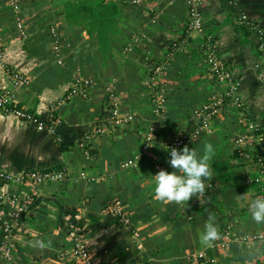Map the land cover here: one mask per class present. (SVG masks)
I'll list each match as a JSON object with an SVG mask.
<instances>
[{"label":"crops","instance_id":"0c3cea01","mask_svg":"<svg viewBox=\"0 0 264 264\" xmlns=\"http://www.w3.org/2000/svg\"><path fill=\"white\" fill-rule=\"evenodd\" d=\"M65 1L21 0L26 37L17 36L15 22L7 19L10 13L0 7V87L7 83L8 69L27 71L32 80L16 89L18 104L46 124L39 129L14 114L0 115V167L14 174L26 168L66 172L63 178L46 179L28 204L22 215L25 229L13 230L8 239L11 264H71L59 253L71 242L66 228L74 212L84 224V238L97 264H206L209 258L217 264H264V240L259 238L264 225L256 224L248 209L251 200L263 196L262 181L250 178L257 173L254 160L264 162V0H198L202 29L186 36V44L164 69L168 107L162 119L151 113L144 44L159 59L171 42L185 35L186 0H143L146 7L113 0L123 23L105 49L98 47L85 23L66 19ZM52 22L64 32L61 63L54 60L50 37L41 30ZM203 38L214 44L235 76L236 97L222 103L208 130L175 147L187 145L202 155L206 143L213 145V178L205 181L204 204L195 196L182 205L164 204L154 198V165L161 162L170 172L174 169L168 163L173 147H165L162 139L176 126H189L194 110L220 87L199 51ZM76 72L94 79L86 99L64 96ZM108 88L119 94L120 114L129 113V120L109 121ZM249 121L258 129L240 152L234 139ZM151 123H156L155 138L141 150V131ZM96 126H104L105 133L88 136ZM129 158L134 162L122 166ZM81 168L96 179H79ZM0 188L24 193L27 185L0 181ZM114 198L121 200L130 228L140 232L136 253L124 225L105 209ZM10 208L0 201V227ZM210 213L221 238L208 247L199 237ZM37 240L51 244L33 246Z\"/></svg>","mask_w":264,"mask_h":264},{"label":"built area","instance_id":"2783aa9c","mask_svg":"<svg viewBox=\"0 0 264 264\" xmlns=\"http://www.w3.org/2000/svg\"><path fill=\"white\" fill-rule=\"evenodd\" d=\"M132 3L146 7L147 4L143 0H131ZM188 4V22L186 25V36L192 31H200L202 29V15L197 7L198 0H186ZM7 9L13 14V21L17 31V36L26 37L29 33L25 18L21 14L20 0H5ZM148 10H152L150 6ZM50 37L49 50L57 63L62 62V47L64 44V32L58 22L48 23L41 29ZM187 39H181L170 45L165 55L156 61L151 60L149 49H145L146 58L149 61L150 73L146 82L148 84L149 99L151 101V113L157 118H164L168 107L167 81L163 78L166 65L174 58L177 50L183 48ZM205 44V62L208 72L214 81L219 84V89L214 92L211 99L204 103L201 107L194 110L195 120L189 126H180L176 130H172L163 137L162 143L165 147H178L184 143L197 138L204 130H208L211 125L213 116L221 110L222 103L235 95L236 79L232 71L223 62L218 54L214 44L203 41ZM31 75L18 68L7 70V83L0 87V115L14 114L22 121L33 122L39 129L45 128L46 124L38 115L30 111L27 107L18 104L16 89L27 87L31 83ZM94 79L90 76L82 75L76 72L67 86L64 96H77L82 99L89 97ZM108 96L105 98L106 107L109 112V121L112 124H119L121 121L129 120L131 115L120 114V96L113 89L108 88ZM236 97V95H235ZM258 129L257 123L247 122L244 132L238 134L235 139V148L244 149L246 143L250 142L253 132ZM156 123L148 124L141 131V150H145L151 141L155 138ZM105 133L104 126H96L88 136H96ZM139 155V154H138ZM134 158H129L121 163L122 166L132 164ZM257 167L256 175L250 180L262 181L261 190L264 196V162L261 159L254 160ZM161 169L170 172L166 166L157 162L154 165L155 173ZM66 174L65 169H40L26 168L22 172L14 174L4 167H0V181L7 182L11 180L24 181L27 185L24 193L17 190L8 192L0 188V201L8 203L11 206L7 218L0 227L2 241L0 242V264H11L14 255L12 246L8 239L12 237L13 230H24L25 222L22 218L28 204H30L40 191L42 183L46 179L63 178ZM78 178L86 181L95 180L96 176L89 174L84 168L78 171ZM105 209L114 215L119 223L128 228L134 245H140V232L136 228H130V218L123 208L120 199L114 198L106 205ZM67 233L70 237V244L61 249L59 256L66 262L71 264H97L84 238V224L80 220L78 212H74L67 224ZM227 236V235H226ZM202 254H200L201 256ZM206 264H217L215 258H209Z\"/></svg>","mask_w":264,"mask_h":264},{"label":"clouds","instance_id":"9594fccd","mask_svg":"<svg viewBox=\"0 0 264 264\" xmlns=\"http://www.w3.org/2000/svg\"><path fill=\"white\" fill-rule=\"evenodd\" d=\"M214 155V148L211 143L204 145L202 155L198 154L195 148L187 145L182 150L175 147L170 149V159L168 163L174 169L173 172L161 169L154 176V198L164 204L176 203L182 205L188 203L192 197H196L201 205L206 191V180L213 178L211 164ZM252 220L258 225H264V196H257L248 204ZM216 217L209 214L204 225V231L200 235V243L211 247L212 244L221 238L216 226ZM259 238L264 240V233L259 234ZM43 241H35L33 246L44 248L49 246Z\"/></svg>","mask_w":264,"mask_h":264},{"label":"trees","instance_id":"16d2710c","mask_svg":"<svg viewBox=\"0 0 264 264\" xmlns=\"http://www.w3.org/2000/svg\"><path fill=\"white\" fill-rule=\"evenodd\" d=\"M4 2L5 0H0V7L2 8L5 7ZM6 10L8 11V9ZM8 12L11 15L10 17L7 16L8 17L7 19L11 18L10 20H13L12 12L11 11H8ZM63 12H64L66 19L73 21L75 23H85L88 26L87 32L97 38L98 40L97 44L100 49H103V48L105 49L107 47V44H108V41L111 35H114V34L117 35L120 33L119 32L120 25L118 21V15L120 13V9L117 3L113 0H108V1H105V0H66L64 2ZM205 36L204 38H206ZM179 38L180 39L178 41L186 38V32H185V35L182 34ZM204 38H203V41H204ZM209 40L210 41L212 40L211 36L209 37ZM203 41L200 42L201 47L199 48L200 49L199 51L202 52V54H204V57H205V44H203ZM172 43L173 42H171V44ZM146 48L150 50L152 46H150L149 44L148 45L144 44V49ZM150 57H151V60L157 59L155 55L150 56ZM135 260L136 262L141 261L139 257H136Z\"/></svg>","mask_w":264,"mask_h":264},{"label":"water","instance_id":"95a60500","mask_svg":"<svg viewBox=\"0 0 264 264\" xmlns=\"http://www.w3.org/2000/svg\"><path fill=\"white\" fill-rule=\"evenodd\" d=\"M123 231H124V233H125V235H126V237H127V242H128V244H129V246L131 247L132 251H133L134 253H136L137 251H136V248H135L134 243H133V241H132V238H131L130 232H129L125 227L123 228Z\"/></svg>","mask_w":264,"mask_h":264},{"label":"rangeland","instance_id":"374dc122","mask_svg":"<svg viewBox=\"0 0 264 264\" xmlns=\"http://www.w3.org/2000/svg\"><path fill=\"white\" fill-rule=\"evenodd\" d=\"M5 3V2H4ZM4 6H5V8L7 9V5L6 4H4ZM9 11V10H8ZM11 15V14H10ZM11 19V18H10ZM122 22V21H121ZM121 22L119 21V25L121 24ZM118 23V22H117ZM123 23V22H122ZM121 29V28H120ZM166 52H167V50H166ZM165 52V53H166ZM180 126H176L175 128H179ZM247 179V178H246Z\"/></svg>","mask_w":264,"mask_h":264}]
</instances>
